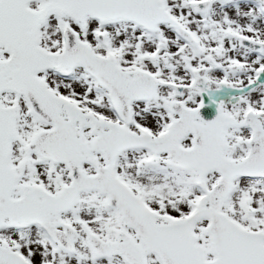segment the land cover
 Segmentation results:
<instances>
[{
  "label": "snow or ice",
  "instance_id": "1",
  "mask_svg": "<svg viewBox=\"0 0 264 264\" xmlns=\"http://www.w3.org/2000/svg\"><path fill=\"white\" fill-rule=\"evenodd\" d=\"M0 264H264V0H0Z\"/></svg>",
  "mask_w": 264,
  "mask_h": 264
}]
</instances>
